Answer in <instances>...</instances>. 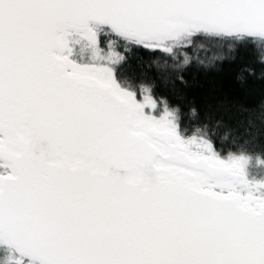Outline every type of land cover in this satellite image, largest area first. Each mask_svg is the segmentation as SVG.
Listing matches in <instances>:
<instances>
[{
	"label": "snow or ice",
	"instance_id": "1",
	"mask_svg": "<svg viewBox=\"0 0 264 264\" xmlns=\"http://www.w3.org/2000/svg\"><path fill=\"white\" fill-rule=\"evenodd\" d=\"M241 51L264 0H0V264H264V98L241 138L157 94Z\"/></svg>",
	"mask_w": 264,
	"mask_h": 264
},
{
	"label": "trees",
	"instance_id": "2",
	"mask_svg": "<svg viewBox=\"0 0 264 264\" xmlns=\"http://www.w3.org/2000/svg\"><path fill=\"white\" fill-rule=\"evenodd\" d=\"M203 56L204 54L201 53L202 58ZM142 59L145 62L144 66H141L136 59L130 60L129 65L124 69L125 73L135 78H144L147 74L148 78H151L155 70L147 68L148 57L143 56ZM248 60V54L241 51L235 62L224 61L214 69L194 66L185 72L186 86L177 85L175 89L171 86L168 88L160 86L157 94H163L174 105L178 103L183 108L184 128L195 127L206 119L221 120L225 127L233 130L234 135L246 138V114L241 112L240 108L254 107L264 98V79L260 78L262 70L258 66L255 78H250L243 85L237 80L239 66ZM191 107L198 110V120L190 118ZM261 143H264V136H261L259 142L252 147L258 149ZM217 146L220 147L219 141Z\"/></svg>",
	"mask_w": 264,
	"mask_h": 264
}]
</instances>
